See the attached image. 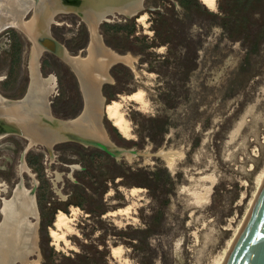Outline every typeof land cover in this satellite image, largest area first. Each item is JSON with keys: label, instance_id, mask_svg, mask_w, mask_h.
<instances>
[{"label": "rangeland", "instance_id": "obj_1", "mask_svg": "<svg viewBox=\"0 0 264 264\" xmlns=\"http://www.w3.org/2000/svg\"><path fill=\"white\" fill-rule=\"evenodd\" d=\"M232 2L216 0L212 9L200 0H189L187 7L179 0H143L146 22L136 13L99 21L105 44L136 56L133 65L121 60L108 65L114 81L100 83L105 101L142 89L146 103L122 101L130 136L105 114L102 124L113 143L139 152L112 155L91 143L64 139L52 143L50 160L41 142L26 147L24 161L37 178L41 253L40 262L31 264H212L240 222L255 175L264 167V32L257 33L264 0L229 12L222 25L221 6ZM237 13L242 22H233ZM53 19H63L48 27L69 52L86 44L88 29L78 13L59 11ZM103 20L124 25L105 32ZM131 21L134 28L127 31ZM23 33L12 25L0 29V92L5 96L19 97L28 85L29 39ZM38 61L43 76L51 71L55 77L48 93L51 113L77 114L82 96L73 69L46 48ZM26 143L20 133L0 135L3 197L19 180ZM170 149L180 152L172 166L162 157ZM28 170H20L25 187L34 184ZM119 207L123 211L108 212ZM58 209L70 216L72 230L65 229V237L54 242L49 228Z\"/></svg>", "mask_w": 264, "mask_h": 264}, {"label": "water", "instance_id": "obj_2", "mask_svg": "<svg viewBox=\"0 0 264 264\" xmlns=\"http://www.w3.org/2000/svg\"><path fill=\"white\" fill-rule=\"evenodd\" d=\"M30 11L22 17L29 7ZM135 6H141V0H0V26L5 23L17 24L29 39L28 85L19 97H9L0 93V134L14 130L28 136V141L20 153L19 180L15 181L12 193L1 196L0 210V264H13L19 258L20 264L39 263L41 253L37 244L38 210L34 199V178L28 170L23 153L26 147L36 140L44 141L49 149L51 160L53 152L51 142L56 139H76L91 143L112 155L124 151L108 137L103 124L104 95L100 93L102 80L114 81L108 73L110 62L122 59L133 65L136 56L128 51L117 52L102 42L96 26L103 13L117 9L127 15L136 12ZM139 9V8H138ZM56 10H70L78 13L88 29L86 44L75 53H69L65 46L49 32V20ZM55 51L63 57L73 69L82 96L79 112L70 118H61L50 114L46 93L55 83L54 74L49 71L41 76L38 59L41 48ZM131 151L139 150L130 146ZM26 168L33 176L34 184L25 187L20 174ZM27 213L35 215L30 220ZM37 248L36 257H27V253ZM222 264H264V179L222 261Z\"/></svg>", "mask_w": 264, "mask_h": 264}, {"label": "bare ground", "instance_id": "obj_3", "mask_svg": "<svg viewBox=\"0 0 264 264\" xmlns=\"http://www.w3.org/2000/svg\"><path fill=\"white\" fill-rule=\"evenodd\" d=\"M202 1L206 6H208L209 8H215V5H216V0H210L209 3H206L205 0H200ZM141 6H135L134 9H137V8H140ZM30 8L31 6H29L23 13L22 17H25L27 12L30 11ZM139 10V9H138ZM59 11H68V10H56L55 12L52 13V18L53 16L59 12ZM137 11V10H136ZM116 13H123V14H126L124 13L123 11H117V9H111L105 13H103L102 16H105L107 17V15H114ZM133 13H136V18L139 20V21H145L144 18L146 16V11L145 10H140L138 13L137 12H132L130 14H133ZM81 17V16H80ZM82 18V17H81ZM83 19V18H82ZM84 20V19H83ZM52 20H49V23L51 22ZM146 22V21H145ZM144 24V23H143ZM7 25H12V26H15L17 28H19L20 30H22L17 24H14V23H5L3 25L0 26V29L7 26ZM49 25V24H48ZM96 29L98 31V26H96ZM23 31V30H22ZM24 32V31H23ZM50 32V31H49ZM99 32V31H98ZM24 34V33H23ZM101 40H102V37H101ZM102 42H104L102 40ZM105 43V42H104ZM44 48V47H43ZM41 48V50L43 49ZM65 49L67 50V48L65 47ZM55 52V51H54ZM67 52H69L67 50ZM56 53V52H55ZM71 53V52H69ZM58 56H60L58 53H56ZM61 57V56H60ZM62 59H64L63 57H61ZM37 59H38V56H37ZM65 60V59H64ZM116 60H121V61H124L122 59H116ZM66 61V60H65ZM115 61V60H113ZM112 61V62H113ZM67 62V61H66ZM126 62V61H124ZM68 63V62H67ZM111 63V62H110ZM109 63V64H110ZM127 63V62H126ZM69 64V63H68ZM129 64V63H128ZM131 65V64H130ZM70 67V66H69ZM108 71V69H107ZM109 73V72H108ZM41 75V74H40ZM43 76V75H41ZM103 81V80H102ZM101 81V82H102ZM54 86V84H53ZM52 86V88H53ZM52 88L50 90H52ZM50 90L46 93V98H47V101H48V93L50 92ZM142 89H138L136 91H132L130 93H125V94H120L119 97H117L115 100H112L110 102H104V112L103 114H105L112 122L113 125H115L117 127V129L119 131H121L122 134L126 135V136H130L131 135V131H130V126H129V119L127 118V116H125L123 110L121 109V104H122V101L124 99H128V98H132L134 99L136 102H138L139 104H144L145 103V98L143 97L142 95ZM1 93V92H0ZM100 93L103 95L102 91H101V88H100ZM2 94V93H1ZM4 95V94H3ZM135 102V103H136ZM146 104V103H145ZM136 105V104H135ZM49 106V105H48ZM146 107V106H145ZM49 112L50 114L51 111H50V108H49ZM53 115V114H52ZM62 118H70V117H62ZM104 127V126H103ZM105 129V128H104ZM106 131V130H105ZM8 132H14V133H20V132H17V131H14V130H8V131H5L4 133H8ZM2 133V134H4ZM107 133V132H106ZM21 135H24L26 136L25 134L23 133H20ZM1 135V134H0ZM108 135V134H107ZM109 137V136H108ZM26 139L28 141V136H26ZM60 139H63V138H60ZM60 139H56L54 141L51 142V146H52V143L57 141V140H60ZM34 142H41L42 144H44V146L47 147L46 143L44 141H40V140H36V141H32L31 143H34ZM30 143V144H31ZM48 148V147H47ZM125 148V147H124ZM49 150V149H48ZM139 152V151H138ZM138 152H133L131 151L130 148H125L123 152L121 153H117L118 155L119 154H124L126 155L127 157L128 156H132V155H135L136 153ZM161 152V151H160ZM180 152L177 151V150H174V149H170V150H166V151H163L162 152V157L163 159L165 160V163L168 165V166H172L173 163L175 162V158L177 157V155H179ZM257 171V170H256ZM255 178H256V187L255 189L253 190V193L251 194V197L248 199V203H247V207L245 208V212L240 220V222L236 225V227L234 228V231L233 233L231 234V236L226 240V245L223 249H221L218 253H216L213 258H212V264H222V261L264 179V167L262 169H259V171L256 173L255 175ZM254 179V178H253ZM24 185V184H23ZM25 186V185H24ZM128 188V187H127ZM125 189V188H124ZM132 189H140V187H137V186H132L130 190ZM132 192V191H131ZM129 208V207H128ZM71 211L74 212V210L76 209V206L75 205H72L71 206ZM79 209V208H78ZM123 207H119V208H116L114 210H111V211H108L110 213H114V212H118V211H123ZM126 209V208H125ZM1 211V210H0ZM2 212V211H1ZM27 217H29L30 220H33L35 219V215H32L31 213H27ZM38 223V222H37ZM53 224H54V227H50L49 228V233L52 235V237L54 238V242L62 237V239L65 237L64 236V230H72V224H70V216L63 210L61 209H58L56 212H55V215H54V219H53ZM37 227V226H36ZM37 230V229H36ZM65 230V231H66ZM67 232V231H66ZM64 236V237H63ZM57 242V241H56ZM113 250H120V247L119 246H113L112 247ZM34 251H31V252H28L27 253V257L30 258V254L34 253L35 251H37V248H33ZM36 253V252H35ZM211 256V255H210ZM34 261V260H31L30 263ZM20 264V259L19 258H16L14 259L13 261V264Z\"/></svg>", "mask_w": 264, "mask_h": 264}, {"label": "trees", "instance_id": "obj_4", "mask_svg": "<svg viewBox=\"0 0 264 264\" xmlns=\"http://www.w3.org/2000/svg\"><path fill=\"white\" fill-rule=\"evenodd\" d=\"M185 7L188 6V2L189 0H179ZM252 0H233L231 6H229V8H226L224 6H221V10L223 11V13L221 14V23L222 25H225L227 22H228V13H233V12H240L242 9V7L246 6L247 4H249ZM220 6V3L218 4ZM231 8V10H230ZM210 12L212 13H216L214 10L210 9ZM241 15L240 14H236L233 16V22H242L243 20L241 19ZM262 23L259 25V28L257 30V33L258 34H262L264 32V18L262 19L261 21ZM102 24V27L101 29H103V31H108V30H111V29H115L117 28L118 26H123V25H120L119 22L117 21H109V20H103L101 22ZM126 26V25H125ZM133 23L132 21L128 23V27H127V31H132L133 30ZM14 37V36H12ZM32 161V159H31ZM77 254H81L79 252H77ZM83 255V254H82ZM52 264H55L54 261Z\"/></svg>", "mask_w": 264, "mask_h": 264}, {"label": "flooded vegetation", "instance_id": "obj_5", "mask_svg": "<svg viewBox=\"0 0 264 264\" xmlns=\"http://www.w3.org/2000/svg\"><path fill=\"white\" fill-rule=\"evenodd\" d=\"M141 5H142V7H144V3H143V0H141ZM142 7H140L139 8V10L142 8ZM137 13H138V8H137V11H136ZM127 15V14H126ZM40 63H39V61H38V65H39ZM38 69H39V67H38ZM39 72H40V69H39ZM41 74V73H40ZM42 75V74H41ZM48 105H49V101H48ZM24 136V135H23ZM25 138H26V136H24ZM60 140H64V139H60ZM34 191V190H33ZM34 195H35V192H34ZM38 210V209H37Z\"/></svg>", "mask_w": 264, "mask_h": 264}, {"label": "snow or ice", "instance_id": "obj_6", "mask_svg": "<svg viewBox=\"0 0 264 264\" xmlns=\"http://www.w3.org/2000/svg\"><path fill=\"white\" fill-rule=\"evenodd\" d=\"M205 2H206V3H209V2H210V0H205ZM213 2H214V0H213ZM161 51H163V49H161Z\"/></svg>", "mask_w": 264, "mask_h": 264}]
</instances>
